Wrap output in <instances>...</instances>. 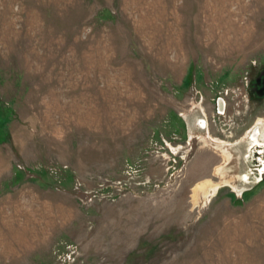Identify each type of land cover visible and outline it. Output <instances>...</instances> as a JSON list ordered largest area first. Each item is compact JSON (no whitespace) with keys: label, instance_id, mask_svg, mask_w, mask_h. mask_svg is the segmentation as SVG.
I'll return each mask as SVG.
<instances>
[{"label":"rangeland","instance_id":"rangeland-1","mask_svg":"<svg viewBox=\"0 0 264 264\" xmlns=\"http://www.w3.org/2000/svg\"><path fill=\"white\" fill-rule=\"evenodd\" d=\"M263 66L264 0H0V264H264Z\"/></svg>","mask_w":264,"mask_h":264},{"label":"flooded vegetation","instance_id":"flooded-vegetation-1","mask_svg":"<svg viewBox=\"0 0 264 264\" xmlns=\"http://www.w3.org/2000/svg\"><path fill=\"white\" fill-rule=\"evenodd\" d=\"M264 73V66L261 68V70H258L254 73V77L250 79V81L247 84V88L243 89L245 90L244 93L243 91L239 90L238 93H240L241 95L247 94L248 96V100L250 102V104L252 103L253 105H255L256 103L258 104L259 101L264 103V96H260L258 94V90L261 87L260 81L262 79ZM237 92H234V94ZM225 95H229V92L226 91ZM224 102H225V106H224V112L225 109L227 108V102H226V97H221ZM218 99V98H217ZM217 99H215V111L216 113L218 112V107H217ZM234 107V106H233ZM203 123V122H202ZM259 125H260V121H255L254 124L251 126L250 131L251 132V139L253 140L251 146L254 144V146H252V154H251V169H252V176H251V181H254L255 179H257L258 181L260 180H264V141H259L257 140L258 138V134H259ZM226 136V134H225ZM232 137V136H230ZM239 138V137H237Z\"/></svg>","mask_w":264,"mask_h":264},{"label":"water","instance_id":"water-1","mask_svg":"<svg viewBox=\"0 0 264 264\" xmlns=\"http://www.w3.org/2000/svg\"><path fill=\"white\" fill-rule=\"evenodd\" d=\"M260 84H261V87H260V89L258 90V94L260 95V96H264V73H263V76H262V79H261V81H260ZM219 101H222V102H224V100L221 98V97H219L218 99H217V107H218V102ZM219 112V111H218ZM204 122V121H203Z\"/></svg>","mask_w":264,"mask_h":264},{"label":"bare ground","instance_id":"bare-ground-1","mask_svg":"<svg viewBox=\"0 0 264 264\" xmlns=\"http://www.w3.org/2000/svg\"><path fill=\"white\" fill-rule=\"evenodd\" d=\"M219 108L220 110L224 109V103L222 101H219Z\"/></svg>","mask_w":264,"mask_h":264}]
</instances>
